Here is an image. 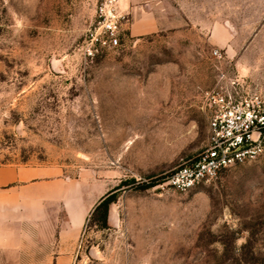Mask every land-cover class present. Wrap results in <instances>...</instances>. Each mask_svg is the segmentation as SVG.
Returning <instances> with one entry per match:
<instances>
[{
    "label": "rangeland",
    "instance_id": "374dc122",
    "mask_svg": "<svg viewBox=\"0 0 264 264\" xmlns=\"http://www.w3.org/2000/svg\"><path fill=\"white\" fill-rule=\"evenodd\" d=\"M100 2L0 0V166L72 181V264H264V154L167 180L207 146L209 92L264 104V0H119L121 47L87 61Z\"/></svg>",
    "mask_w": 264,
    "mask_h": 264
},
{
    "label": "crops",
    "instance_id": "0c3cea01",
    "mask_svg": "<svg viewBox=\"0 0 264 264\" xmlns=\"http://www.w3.org/2000/svg\"><path fill=\"white\" fill-rule=\"evenodd\" d=\"M58 169L0 166V264H72L81 222Z\"/></svg>",
    "mask_w": 264,
    "mask_h": 264
},
{
    "label": "built area",
    "instance_id": "2783aa9c",
    "mask_svg": "<svg viewBox=\"0 0 264 264\" xmlns=\"http://www.w3.org/2000/svg\"><path fill=\"white\" fill-rule=\"evenodd\" d=\"M97 19L81 48L84 60L92 61L104 50L121 47L122 26L127 14L119 8V0H101ZM220 59V53H212ZM225 81L221 75L219 82ZM214 89L206 96L210 108L207 146L195 160L174 171L167 180L179 191L193 190L209 182L233 166L253 161L264 154V104L259 96H244L237 91Z\"/></svg>",
    "mask_w": 264,
    "mask_h": 264
},
{
    "label": "trees",
    "instance_id": "16d2710c",
    "mask_svg": "<svg viewBox=\"0 0 264 264\" xmlns=\"http://www.w3.org/2000/svg\"><path fill=\"white\" fill-rule=\"evenodd\" d=\"M143 187H150V186H142ZM115 196L106 195L105 197L101 198L99 203L94 208L91 217L99 216V221L101 223L102 228H106L108 225V211L111 204L115 202Z\"/></svg>",
    "mask_w": 264,
    "mask_h": 264
}]
</instances>
